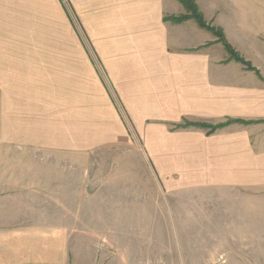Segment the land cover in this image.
Returning a JSON list of instances; mask_svg holds the SVG:
<instances>
[{
    "label": "crops",
    "instance_id": "obj_1",
    "mask_svg": "<svg viewBox=\"0 0 264 264\" xmlns=\"http://www.w3.org/2000/svg\"><path fill=\"white\" fill-rule=\"evenodd\" d=\"M196 2L264 79V0ZM15 3L27 40L15 36L8 54L0 42V264H101L109 253L108 264H129L124 249L116 260L88 242L120 234L91 237L66 212L93 161L135 142L162 191L232 193L226 210L204 214L205 236L264 240V81L255 72L194 20H165L185 12L176 0ZM228 120L213 131L181 125ZM214 262L258 264V254Z\"/></svg>",
    "mask_w": 264,
    "mask_h": 264
},
{
    "label": "rangeland",
    "instance_id": "obj_2",
    "mask_svg": "<svg viewBox=\"0 0 264 264\" xmlns=\"http://www.w3.org/2000/svg\"><path fill=\"white\" fill-rule=\"evenodd\" d=\"M15 5V0H0V42L6 54L10 50L7 43H12L15 36L16 40H27L26 33L21 32L26 28L22 22L26 17L16 15ZM107 152L85 172L83 195H69L72 206L66 212L69 225L85 229L91 237V231L107 236L111 231L113 236L120 234L121 239L94 237L88 241L92 248L100 244L114 251L116 260L122 248L129 264H215L218 254L251 248L257 251L258 264H264V240L210 238L203 234L204 214L219 215L226 210L231 192L162 191L161 180L143 156L140 144ZM75 200L81 202L80 208ZM100 215L109 216L98 223ZM78 246L82 250L80 241ZM112 255L101 254L99 261L108 264Z\"/></svg>",
    "mask_w": 264,
    "mask_h": 264
},
{
    "label": "trees",
    "instance_id": "obj_3",
    "mask_svg": "<svg viewBox=\"0 0 264 264\" xmlns=\"http://www.w3.org/2000/svg\"><path fill=\"white\" fill-rule=\"evenodd\" d=\"M178 1L181 6L184 9V13L180 15H175V16H165V20H169L172 22H181L186 19H192L194 20L198 26L201 28L209 31L216 39L217 42L221 43L225 52L228 55V58L231 60H234L238 63H240L246 70H250L255 72V74L264 81V79L260 76L258 70L252 66V64L248 61H246L243 57H241L227 42L225 35L223 34L222 30L219 27H216L214 25H211L210 23H207L206 20L203 17L202 12L198 8V5L196 4L195 0H176ZM230 121H225L222 123H217V124H209L205 122H190V121H185L182 126H195L199 128H205L208 129L209 131H213L218 127H221Z\"/></svg>",
    "mask_w": 264,
    "mask_h": 264
}]
</instances>
